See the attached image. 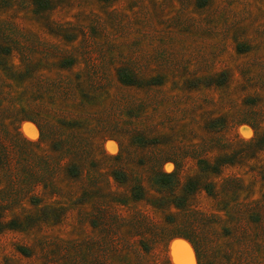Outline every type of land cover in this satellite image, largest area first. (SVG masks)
<instances>
[{
    "label": "rangeland",
    "instance_id": "374dc122",
    "mask_svg": "<svg viewBox=\"0 0 264 264\" xmlns=\"http://www.w3.org/2000/svg\"><path fill=\"white\" fill-rule=\"evenodd\" d=\"M0 264H264V0H0Z\"/></svg>",
    "mask_w": 264,
    "mask_h": 264
}]
</instances>
